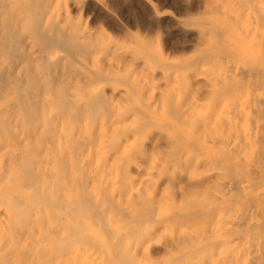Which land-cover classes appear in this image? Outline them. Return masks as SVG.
Returning <instances> with one entry per match:
<instances>
[{"label":"rangeland","instance_id":"obj_1","mask_svg":"<svg viewBox=\"0 0 264 264\" xmlns=\"http://www.w3.org/2000/svg\"><path fill=\"white\" fill-rule=\"evenodd\" d=\"M38 1L25 0L22 3L30 9L28 13L30 18L29 15L24 17L22 20L24 24L19 27L18 35L16 34V38L12 40H15V44L13 42L11 44L15 50L11 45L7 49L3 40H0V59L9 60V63L10 59L13 60H11L13 63H10L11 71H8L10 74L8 75L5 70L4 75H0L2 80L0 83L5 81L8 89L2 86L5 82L0 88L6 89L9 93L12 91L10 87L15 86V99L21 98L22 101L16 100L18 119L16 116H10L5 120L0 112L4 122H15L13 123L15 128L8 122L12 128L5 135L0 134V139L7 146L0 151V165L6 168L9 157L17 160V156L23 154V150L29 146L31 149L33 145L32 152L36 151V154L31 152L27 155L31 162L32 160L34 162L33 168L38 166L47 169H44L46 178L44 177L45 182L42 184L45 185L47 182L45 188L47 187L48 193L46 194V191L44 193L47 195L46 199L53 198L58 201L56 209L53 210L55 217L54 213H46L49 207L44 208L45 212L41 209L43 214L35 206L32 233L36 236L35 247L51 252V263L48 264H55L54 259L59 255L63 256L59 264H78L74 261L76 259L79 264H186L187 261L182 258L184 251H179L176 247L185 248L190 245V241L186 240L188 243L184 247L180 238L186 236L189 231L191 234L190 225L193 221L187 224L190 218L187 220L188 216L184 217H187L186 219L180 216L187 220L184 224L189 227L187 229L185 225L182 227L179 224L182 228L175 227L179 221L177 216L188 215L191 214L189 210L200 211L202 208L204 212L208 210L209 217L206 219L200 216L203 222H199L201 221L199 219L196 225L193 224L195 227H192V233L195 230L198 232L197 236H200L199 232L207 231L212 233H209L212 237L207 240L209 234L205 236L206 238L203 234L200 236L202 240L197 239L199 249L200 245H204L203 242L210 245H204L201 250H197L198 247L194 248L196 249L194 253H197L195 255H199L198 258L202 255L204 260L208 258L204 264L206 261H208L206 264H210L211 261L218 264L222 262L220 257L225 255L224 263L220 264H227L231 258L232 260L238 258L234 255H238V249L232 244L236 237L234 229L240 227L234 222H245L248 209L244 203L228 201L230 197H224L227 187L223 188L222 184L226 183L228 177L242 179L243 185L247 186L248 183L245 182L247 180L244 178H248L250 165L253 164L254 167L257 165L259 151L263 150L259 145L261 142L256 141V127L260 120L258 112L253 109L256 110L260 106L259 102L264 97V86L260 84L258 86L259 81L252 76L251 70L255 66L260 67L264 58H262L264 0H52L53 2L49 0V3L48 0H45L46 3L44 0ZM38 15L42 17L41 20ZM61 37L64 39L56 41ZM3 48L7 53L5 55ZM9 53L13 54L12 57ZM239 66L246 72L238 68ZM1 67L4 68L3 65ZM245 84H248L247 88ZM7 92L0 99V109L6 105L11 113L8 102L11 97L9 98ZM23 97L34 102L26 100L25 103ZM32 103L35 104L31 106ZM258 103L259 106L255 107L254 104ZM180 106L188 112L187 116L183 118L181 116V119L178 116L182 115L183 110L181 113L177 110ZM31 116H35L33 117L35 120ZM28 119H31L28 123H32L33 120L34 125L25 122ZM41 129L44 131L47 129L52 134L47 130L44 133ZM35 130L40 141H36L37 138L32 133ZM65 131L69 132V135L64 133ZM53 133L59 134L55 136ZM47 134L52 135L53 139ZM82 137L83 142L77 140ZM211 137H220L225 141L223 140L224 143L217 141L216 146H213ZM18 138L21 141H18ZM42 138L47 141H43ZM5 139H8V143ZM30 139L31 142L33 140L32 143ZM54 139L57 144L55 142L56 145L51 146ZM69 139L74 141L71 143ZM192 140L194 142L198 140L199 144L198 141L194 143ZM77 141L81 145L77 144ZM85 141L89 146L91 144L93 146L88 148ZM40 142L43 144L41 149L43 152H40L42 148ZM58 142L62 145H58ZM9 143L14 144L15 148ZM55 146L63 147L55 150L51 148ZM19 147H23L22 150ZM82 153L88 156L85 154L83 157ZM70 154L74 155V159ZM115 154L121 156L120 159H117ZM33 155L36 157V164ZM37 155L41 156L37 158ZM42 156L53 157L48 168V164H45L49 157L42 159ZM62 156L68 157L62 159ZM59 157L61 159H58ZM62 160L68 165L64 166ZM135 164L140 168L135 167ZM49 168L53 172H50L51 175H48ZM56 174L61 181L54 182L57 179ZM250 185L252 186L251 182ZM252 188L253 186L245 187L244 191L248 192ZM49 195L53 197L50 199ZM57 195L61 197L58 198ZM81 196L91 197L84 198L86 201L83 203L87 202L89 209L93 206V212L87 211L88 208L83 203L84 206L80 204ZM71 205L72 210L69 209ZM5 207L6 202L0 198V216L5 212ZM61 207L65 211L62 212ZM73 208L77 219L73 215L75 214ZM135 215L140 217H133ZM40 216L39 221L44 220L42 222L45 225L38 222L37 218ZM54 218L57 221L52 220ZM181 218L182 223H179L183 224ZM67 219L69 221H66ZM1 223L0 226H4ZM219 225L224 229L223 232L217 229L221 228ZM41 226H45L46 229ZM48 228L56 229L54 232L60 233L51 234L53 231L48 232ZM214 229L217 230L215 234ZM44 230H47L48 234L46 231L42 233ZM67 230L70 231L67 233ZM107 230H110V233H107ZM65 232L69 235H65L68 236L66 241L62 236ZM54 235H57L56 239ZM59 236L61 240L57 239ZM228 236L230 238L232 236L230 241ZM224 240L232 244H229L230 246L222 244ZM179 241L182 244H179ZM221 244L226 248L220 249ZM73 245L75 247L72 248ZM88 248L92 249L90 250L92 253ZM209 249L214 252L207 253Z\"/></svg>","mask_w":264,"mask_h":264},{"label":"bare ground","instance_id":"obj_2","mask_svg":"<svg viewBox=\"0 0 264 264\" xmlns=\"http://www.w3.org/2000/svg\"><path fill=\"white\" fill-rule=\"evenodd\" d=\"M38 1V0H37ZM42 1V0H41ZM40 1V3H42ZM23 2H25V0H0V40H3V44L7 47V49L9 48V46L11 45V44H13L14 43V41H12L13 40V38L15 39L16 38V36L18 35L17 33H18V29H19V27L21 26V25H23L22 24V20H24V17H28V13H30L29 12V8H28V6L26 7V5L25 6H23ZM39 2V1H38ZM44 2L46 3V1L44 0ZM50 1L48 0V3H49ZM51 2H53L52 0H51ZM27 3H28V1H27ZM39 3V4H40ZM236 3H238V2H236ZM30 4V3H29ZM34 4V3H33ZM25 7V8H24ZM29 7H30V5H29ZM264 10V9H263ZM36 14H37V12H36ZM35 14V15H36ZM39 16V15H38ZM229 16V15H228ZM28 18H30V15H29V17ZM35 18V17H34ZM39 20H41V18L42 17H40L39 16ZM232 19V18H231ZM38 21V20H37ZM25 22V21H24ZM41 22V21H40ZM263 22H264V20H263ZM246 23V22H245ZM40 24V23H39ZM47 24V23H46ZM48 25V24H47ZM41 26V25H40ZM54 27H55V24L53 25ZM257 26V25H256ZM42 27V26H41ZM56 27H58V26H56ZM45 29H46V27H44ZM49 28H51V27H49ZM44 29V30H45ZM43 30V31H44ZM54 30H55V28H54ZM60 30V29H59ZM62 30V29H61ZM22 32V31H21ZM46 32V31H45ZM47 32H48V30H47ZM65 33V32H64ZM17 34V35H16ZM45 34H47V33H45ZM44 34V35H45ZM57 34V33H56ZM56 34H54L55 35V37L54 38H56ZM59 34H61L62 35V33H60V31H59ZM69 34V33H68ZM234 35V34H233ZM63 37H64V35H62ZM231 36V35H230ZM46 37V36H45ZM66 38V37H65ZM61 39H62V37L59 39V40H56V41H58V42H60L61 41ZM64 39V38H63ZM62 39V40H63ZM55 40V39H54ZM239 40V39H238ZM65 41V40H64ZM80 41V40H79ZM262 41V40H261ZM2 42V41H1ZM13 42V43H12ZM76 42V41H75ZM251 42V41H250ZM46 43V42H45ZM62 43V42H61ZM74 43V42H73ZM72 43V44H73ZM77 43H78V41H77ZM251 43H253V42H251ZM250 43V44H251ZM256 43V42H255ZM2 44V43H1ZM15 44V43H14ZM51 44V43H50ZM49 44V45H50ZM67 44V43H66ZM75 44V46H76V43H74ZM244 44V43H243ZM241 45V44H240ZM258 45H260V44H258ZM263 45V44H262ZM261 45V46H262ZM51 46V45H50ZM57 46V45H56ZM74 46V45H73ZM256 46V45H255ZM64 47V46H63ZM251 47V46H250ZM249 47V48H250ZM11 48H13V46L11 45ZM11 48H10V50H11ZM4 49V52H3V54L5 55V54H7L6 52H5V48H3ZM14 50H15V48H13ZM66 49V48H65ZM9 50V51H10ZM263 50V49H262ZM261 50V51H262ZM14 53V51H11V53ZM263 52V51H262ZM49 53V52H48ZM242 54V53H241ZM245 54V53H244ZM243 54V55H244ZM9 55H10V57H12L11 55H13V54H10L9 53ZM46 55H47V53H46ZM238 55V54H237ZM242 55V56H243ZM6 56H8V55H6ZM235 56V55H234ZM5 56H3V58H4ZM9 57V58H10ZM239 57V56H238ZM258 57V56H257ZM260 57V56H259ZM258 57V58H259ZM264 57V53H263V56H262V58ZM7 58V57H6ZM17 58V57H16ZM247 58V57H246ZM5 59V58H4ZM242 59H243V57H242ZM11 60L12 59H10V63L12 64L13 62H11ZM233 60V59H232ZM264 60V58L262 59V62H264L263 61ZM13 61V60H12ZM241 61H243V60H241ZM260 63L261 64V66L260 67H258V66H255V65H253V67L254 68H252L251 66V68H252V70H251V72L254 74H252V76H254V78L256 79V81H259V83H258V86H259V84L261 85V86H264V64L263 63ZM10 63H9V60H1L0 59V75L1 76H3L4 75V71L5 70H7V73H8V75L10 74V72H8V71H11V67H10ZM242 63V62H241ZM3 65V67L4 68H2L1 66ZM236 66H238V65H236ZM235 66V67H236ZM241 66V65H240ZM238 67V68H240V69H242L241 67ZM238 68H237V71H238ZM244 68V67H243ZM3 69V70H2ZM243 70V69H242ZM242 70L240 71V72H242ZM243 71H245V69L243 70ZM249 71V70H248ZM246 72V71H245ZM7 73H6V75H7ZM237 73V72H236ZM243 73V72H242ZM248 73V72H247ZM241 74V73H240ZM250 74V73H249ZM237 75V77H238V74H236ZM246 75V74H245ZM248 75V74H247ZM12 76V75H11ZM10 76V77H11ZM240 76V75H239ZM104 77V76H103ZM242 77V76H241ZM247 77V76H246ZM250 77H251V75L249 76V79H250ZM105 78V77H104ZM103 78V79H104ZM102 79V80H103ZM111 79V78H110ZM248 79V78H247ZM249 79L246 81L247 83H248V81H249ZM0 81H2L1 79H0ZM34 81V80H33ZM5 81H3L2 83H4ZM30 82V81H29ZM85 82V81H84ZM83 82V83H84ZM245 82V83H246ZM255 82V81H254ZM2 83H0V85L2 84ZM32 83V82H31ZM35 83H36V81H35ZM5 84H6V82H5ZM5 84H3L2 86H8L7 84L5 85ZM243 84V83H242ZM246 85V87L245 88H247L248 86V84H245ZM244 85V86H245ZM254 85V84H253ZM252 85V86H253ZM256 86H257V84H255ZM2 86H0V87H2ZM30 86V85H29ZM256 86H254V87H256ZM15 87V86H14ZM14 87H10V89L12 88V91H10L9 93L6 91V89H4V88H0V99L2 98V95L4 94V93H8V96H9V100H8V102H10V104H9V106H10V109H11V113H10V110L8 109V107L5 105V107L4 108H2V109H0L1 111L0 112H2V114L4 115V117H5V120L7 119L8 120V118L10 117V116H16V118H17V114H18V109H17V101H21L20 99L19 100H17V99H15V91H14ZM35 87V86H34ZM38 87V86H37ZM252 88V87H251ZM263 88V87H262ZM7 89H8V87H7ZM33 89V88H32ZM117 89V88H116ZM255 89V88H254ZM257 89V88H256ZM260 89V88H259ZM65 90V89H64ZM115 89H113V91H114ZM6 91V92H5ZM112 91V92H113ZM116 91V90H115ZM120 91V90H119ZM256 91V90H255ZM15 92V93H14ZM29 92V91H28ZM30 93V92H29ZM17 95V94H16ZM103 95V94H102ZM30 96V95H29ZM28 96V97H29ZM19 97V96H18ZM33 98H35V97H33ZM23 99H24V97H23ZM104 99H105V97H104ZM17 100V101H16ZM26 100H29V98L28 99H26ZM26 100L24 99L23 100V102H25L26 103ZM62 100V99H61ZM260 100V99H259ZM259 100H258V102H259ZM60 101V100H59ZM65 101V100H64ZM63 101V102H64ZM95 101V100H94ZM7 102V103H8ZM17 102V103H16ZM22 102V101H21ZM28 102H34V100H32V101H28ZM28 102H27V104H28ZM37 102V101H36ZM61 102V101H60ZM92 102V101H91ZM3 103V102H2ZM25 103H24V105H25ZM38 103V102H37ZM259 103H260V106H259ZM258 103V105H256V104H254L255 105V107L256 106H259L258 107V109H253L254 111H256V112H258V114H259V120H260V124L256 127L257 128V130H256V134H255V136H256V138H257V140L256 141H258V143L259 142H261V144L259 143V145H261L260 147H262L261 149H263L262 151H259V155H258V158H257V165L254 167L253 166V164H251L250 165V167H251V169H250V171L247 173V177L248 178H244L245 180H247V181H245V182H247L248 183V185L247 186H244L243 184H244V181L242 180V179H233V178H228V177H226L227 178V181H226V183H223L222 185H223V188L224 187H227V188H225V192H224V197H230L229 199H228V201H233L234 203H237V204H240V203H244L246 206H247V209H248V212L246 213V221L245 222H243V223H239V221H237V222H234V223H236V225H238L240 228H235L234 229V234H236L235 236V239H234V237H233V241H235V242H233V244L230 242H227V240H224L223 241V243L222 244H226L227 246L229 245V244H232L233 246H235L236 247V249H238V251H237V253H238V255L237 254H234V255H236V257L238 256V258H236V259H234L233 258V260H232V258L231 257H233V255L229 258V257H227V258H229L230 260H228L229 262H227V264H239V261H241L240 262V264H264V97L260 100V102ZM5 104V103H4ZM21 105H23L22 103H20ZM19 104V105H20ZM33 104H35V103H32V104H30L31 106H33ZM63 104V103H62ZM90 104V103H89ZM20 105V106H21ZM23 105V106H24ZM64 105V104H63ZM67 105H68V103H67ZM26 107V106H25ZM27 107H29V104L27 105ZM26 107V108H27ZM35 107V106H34ZM34 107H32V111H34ZM254 107V108H255ZM21 109H23L24 110V112H25V109L22 107ZM35 109H36V107H35ZM79 109V108H78ZM174 109V108H173ZM184 108L182 107L181 108V106L179 107V108H177V110H178V112H182L181 110H183ZM61 110H63V109H61ZM176 110V109H175ZM177 110H176V112H177ZM29 111V110H28ZM27 111V112H28ZM40 111V110H39ZM185 111V112H184ZM30 112V114H31V111H29ZM28 112V113H29ZM36 112V111H35ZM78 112V111H77ZM175 112V111H174ZM175 112V114H177ZM39 113V112H38ZM183 113H184V115H183ZM183 113H181L182 115H180V116H178V117H180V119H181V116H182V118L183 117H185V116H187V113L188 112H186V110H183ZM25 114V113H24ZM30 114H28V115H30ZM93 114V113H92ZM28 115H26V116H28ZM49 115V114H48ZM178 115V114H177ZM74 116V115H73ZM173 116H174V114H173ZM257 116V115H256ZM8 117V118H7ZM32 117V116H31ZM33 117H35V116H33ZM32 117V118H33ZM76 117H77V115H76ZM177 117V116H176ZM176 117H174L175 119H176ZM238 117V116H237ZM258 117V116H257ZM29 118H30V116H29ZM31 118V119H32ZM74 117H72V119H73ZM173 118V119H174ZM187 118V117H186ZM18 119V118H17ZM21 119V118H20ZM31 119H28V120H24L25 122H30L31 121ZM48 119V118H47ZM75 119V118H74ZM174 119V120H175ZM239 119V118H238ZM33 120H35L34 118H33ZM32 120V123H28V124H33L34 125V121ZM11 121V120H10ZM60 121V120H59ZM74 121V120H73ZM78 121V120H77ZM92 121V120H91ZM7 122V121H6ZM6 122H4V120L0 117V134L1 133H3L4 135L6 134V132H9L10 131V129L12 128L11 126H13V123H15V122H9L10 124H12L10 127H9V124H8V122H7V124H6ZM22 122H23V119H22ZM154 122H155V120H154ZM177 122V121H176ZM17 123V122H16ZM20 123V120H19V122H18V124ZM258 124V123H257ZM256 124V125H257ZM32 125V126H33ZM21 126V123L19 124V126L18 127H20ZM26 125H24V129L26 128L25 127ZM29 126V125H28ZM190 126V125H189ZM13 128H15L14 126H13ZM16 128H17V126H16ZM33 128H34V126H33ZM33 128H32V130H33ZM27 129V128H26ZM25 129V130H26ZM50 131H51V128H48ZM169 129V128H168ZM21 130V129H20ZM30 130V129H29ZM28 130V131H29ZM41 130H43L44 131V129H41ZM47 129H45V131H46ZM49 130H47L48 131V133H51V132H53V131H51V132H49ZM31 131V130H30ZM29 131V132H30ZM38 131H40L39 129H38ZM45 131H44V133H45ZM17 132V131H16ZM27 132V131H26ZM33 134H35L36 133V130H35V132H32ZM61 133V132H60ZM62 133H63V131H62ZM64 133H66V131L64 132ZM2 134V135H3ZM18 133H16V135H17ZM23 133L21 132V135H22ZM24 134H25V131H24ZM23 134V135H24ZM29 133L27 132V135H28ZM31 134V133H30ZM32 134V135H33ZM37 134V133H36ZM36 134H35V136H36ZM52 134V133H51ZM58 134L59 133H57V135L55 134V133H53V135H55V136H58ZM66 134H68L69 135V132H67ZM66 134H64V135H66ZM73 134V132L71 133V135ZM3 135V136H4ZM16 135H15V137H16ZM21 135H20V137H21ZM23 135H22V139H23ZM26 135V134H25ZM41 135H43V133H42V131H41ZM40 135V136H41ZM47 135H49V137L51 136V138H52V135H50V134H47ZM67 135V136H68ZM188 135V134H187ZM190 135V134H189ZM7 136V135H6ZM60 136V135H59ZM80 136H82V135H80ZM86 136V135H85ZM191 136V135H190ZM220 136H221V134H220ZM223 136V135H222ZM1 137V136H0ZM19 137V136H18ZM25 138H26V136H24ZM27 137H29V136H27ZM43 138H44V136H42ZM64 137V136H63ZM84 137V136H83ZM83 137L82 138H78L77 140H79L80 142L82 141L83 142ZM94 137V136H93ZM228 137H229V135H228ZM8 138V137H7ZM34 137H31V139H33ZM36 138L38 139V136H36ZM42 138V139H43ZM46 138V137H45ZM66 139H67V137H65ZM75 138V137H74ZM103 138V137H102ZM112 138V137H111ZM188 138V137H187ZM19 139V138H18ZM17 139V140H18ZM29 139V138H28ZM31 139L29 140L30 141V143H32L33 142V140H32V142H31ZM36 139V141H40L39 139L37 140ZM41 139V140H42ZM53 139V138H52ZM66 139H65V142H66ZM82 139V140H81ZM84 139H86L85 137H84ZM6 140V143H8V139H5ZM88 140V139H87ZM86 140V141H87ZM93 140V139H92ZM95 140V139H94ZM225 141V139H221L220 137L219 138H214V137H211L210 138V141L212 142L211 144L213 145V146H216V143H217V141L218 142H220V141H222L223 143H224V141ZM227 140H228V138H227ZM10 141H11V139H10ZM15 141V140H14ZM13 141V139H12V142L13 143H15ZM18 141H21L20 139L18 140ZM17 141V142H18ZM23 141H25L24 139H23ZM43 141H47L46 139H43ZM52 141V140H51ZM50 141V142H51ZM58 141H60V140H58ZM69 141H71L70 139H69ZM74 141V140H73ZM73 141H71V143L73 142ZM86 141H85V144H86ZM193 141V140H192ZM191 141V142H192ZM196 142L198 141V140H195ZM209 141V140H208ZM207 141V142H208ZM209 141V142H210ZM11 142V143H12ZM42 142V141H41ZM41 142L39 143V144H41ZM49 142V141H48ZM54 142V143H53ZM55 142H56V139H54V141H52V143H51V146H53L54 144H55ZM68 142V141H67ZM95 142V141H94ZM94 142H92V143H94ZM194 142V141H193ZM196 142H194V143H196ZM230 142V141H229ZM229 142H228V145H229ZM4 142L2 141V139H0V151L2 152L3 150H4V148L5 147H7V146H5L4 144H3ZM5 143V144H6ZM11 143H9V144H11ZM22 143V142H21ZM25 143H26V141H25ZM24 143V144H25ZM36 143V142H35ZM35 143H33L34 145H35ZM43 143V142H42ZM61 142H58V145H62V144H60ZM70 143V142H69ZM79 142L77 141V144H78ZM91 143V142H90ZM184 143V142H183ZM231 143V142H230ZM237 143V142H236ZM236 143H234L235 144V146H236ZM240 142H238V144H239ZM18 144V146L20 145L19 143H17ZM17 144L15 145V146H17ZM37 144V143H36ZM56 144H57V142H56ZM55 144V145H56ZM80 145H81V143H79ZM83 144V143H82ZM88 144V143H87ZM87 144H86V146H87ZM197 144H199V141L197 142ZM205 144V143H204ZM206 144H208V143H206ZM222 144V143H221ZM14 144H11V146H13ZM43 144H41V146H42ZM84 145V144H83ZM92 146H93V144H91ZM90 145V146H91ZM94 145H96V144H94ZM196 145V144H195ZM240 145H241V143H240ZM22 146H25V145H23L22 144ZM40 146V145H39ZM40 146V147H41ZM48 146V145H47ZM73 146V145H72ZM76 146H78V145H74V147H76ZM89 146V144H88V148H91ZM202 146V145H201ZM219 146V145H218ZM226 146V145H225ZM239 145H237V147H238ZM27 147V146H26ZM25 147V148H26ZM30 147V146H29ZM28 147V148H29ZM32 148H33V145L31 146ZM39 147V148H40ZM61 147H63V146H61ZM61 147H57V146H55V147H51V148H53L54 150H55V148H61ZM73 147V148H74ZM200 147V146H199ZM209 147V146H208ZM9 148V147H8ZM13 148H15L14 146H13ZM17 148V147H16ZM21 150H22V148L21 147H19ZM26 149L25 151L23 150V154L21 153L20 154V156H17L18 158H16L17 160H14L13 158H11V157H9L8 158V162H7V167L6 168H4V167H2L1 165H0V198H1V200L3 201H5L6 202V207H5V212L3 213V215H1L0 216V218H2L1 220H2V223H3V225L4 226H0V264H48V263H51V252H49L47 249L46 250H43V249H40L39 247H35V245H34V243L36 242L35 241V239H34V236H33V233H32V227H33V223H34V221H35V217H33V212H34V210H36L35 209V206H37V208H38V210L39 211H41V209L42 210H44V208H47V209H49L46 213H54V211L53 210H55L56 209V205L58 204V201L57 200H54L52 197L54 196L53 194V196L51 197V195H49L50 196V199L52 198V200H49V199H46V196L47 195H45L44 193H45V191L47 190V187L45 188V185H46V183H45V185L44 184H42V182L44 181L45 182V178H46V176H44L45 175V172H44V169H46V167L45 166H43V167H45L44 169H42L41 167H39L38 168V166H36V165H34V167H35V169L33 168V166H32V162H33V160H32V162H31V160L28 158V156L27 155H29L31 152H32V148L30 149ZM45 148V147H44ZM71 148V147H70ZM72 148V149H73ZM81 148V147H80ZM85 147L83 146V149H84ZM95 148H96V146H95ZM201 148V147H200ZM216 148V147H215ZM35 149H37V146H36V148ZM34 149V150H35ZM41 149H43V146H42V148H40V150ZM77 149V148H76ZM93 149H94V147H93ZM206 149V148H205ZM212 149V148H211ZM12 150V149H11ZM15 150H17V149H15ZM31 150V151H30ZM45 150H47V149H45ZM53 150V151H54ZM63 150H65V149H63ZM88 150V149H87ZM204 150V149H203ZM13 151H14V149H13ZM19 151V150H18ZM38 151V150H37ZM48 151V150H47ZM59 151V150H58ZM57 151V149H56V152L57 153H59ZM67 151V150H66ZM71 151V150H70ZM77 151V150H76ZM83 151H85V149L83 150ZM83 151H81V152H83ZM93 151V150H92ZM96 151H97V148H96ZM102 151V150H101ZM179 151V150H178ZM15 152H17V151H15ZM40 152H43L42 150L40 151ZM65 152V151H64ZM71 152H73V151H71ZM70 152V153H71ZM78 152V151H77ZM87 152V151H86ZM89 152H91L90 150H89ZM88 152V154L90 155V153ZM261 152V153H260ZM17 153H20V152H17ZM34 152H32V154H33ZM44 153H45V151H44ZM76 153V152H75ZM100 153V152H99ZM115 153V152H114ZM16 154V153H15ZM34 154H36V151H35V153ZM41 154V153H40ZM85 154L86 153H84V155H83V153H82V155H83V157L85 156ZM12 155V154H11ZM43 155H45V154H43ZM48 155H50L49 154V151H48ZM56 155V154H55ZM92 155V154H91ZM34 157H35V155H33ZM39 156H41V155H39ZM39 156L37 155V158H39ZM51 156H53V153H52V155ZM65 156H66V154H65ZM70 156H73L72 158L74 159V155H71L70 154ZM86 156H88L87 154H86ZM93 156V155H92ZM115 156H116V158L118 157L117 156V154H115ZM115 156H114V158H115ZM13 157H14V155H13ZM19 157H20V162H19ZM31 157V156H30ZM33 157V158H34ZM47 158L49 157V156H46ZM45 156H42V159H47ZM58 157V156H57ZM68 157V156H67ZM67 157H63L62 156V159L63 158H65V159H67ZM78 157V156H77ZM81 157V156H80ZM82 157V158H83ZM95 157V156H94ZM120 157L121 156H119L117 159H120ZM175 157V156H174ZM32 158V157H31ZM32 158V159H33ZM53 158V157H52ZM52 158H48V160H47V163L45 164V165H47L48 164V166H47V168L50 166L49 164H50V162L49 161H51V159ZM56 158V157H55ZM71 158V157H70ZM122 158H123V156H122ZM121 158V160H126V159H122ZM36 157L34 158V161H35V164L37 163L36 162ZM50 159V160H49ZM57 159V158H56ZM58 159H61L60 157L58 158ZM64 159V160H65ZM79 159H81V158H79ZM96 159V158H95ZM54 160V159H53ZM82 160V159H81ZM80 160V161H81ZM93 160V159H92ZM76 161V160H75ZM80 161H78V162H80ZM83 161V160H82ZM123 161V162H124ZM129 161V160H128ZM175 161V160H174ZM60 162V161H59ZM85 162V161H84ZM117 162H118V160H117ZM181 162V161H180ZM34 163V162H33ZM53 163V162H52ZM61 163H64L63 165L64 166H66V165H68V164H66V161H64L63 162V160L61 161ZM81 164H82V162H80ZM87 163H88V160H87ZM126 163V162H125ZM177 163V162H176ZM254 163V162H253ZM75 164H78V163H75ZM89 164H90V162H89ZM92 164V163H91ZM38 165V164H37ZM79 165V164H78ZM88 165V164H87ZM63 166V168H65ZM74 166V165H73ZM77 166V165H76ZM133 166V165H132ZM135 167H138V168H140L139 166H137L136 164L134 165ZM180 166V165H179ZM53 167V166H52ZM83 167V166H82ZM182 167V166H181ZM180 167V168H181ZM249 167V168H250ZM38 168V170H36ZM128 168H129V166H128ZM127 168V169H128ZM51 168H49L48 170H50ZM66 169V168H65ZM64 169V170H65ZM68 169L69 168H67V171H68ZM75 169L77 170V168L75 167ZM74 169V170H75ZM47 170V169H46ZM58 170V169H57ZM60 170V169H59ZM64 170H62V171H64ZM126 170V169H125ZM140 170V169H139ZM61 171V170H60ZM47 172V171H46ZM49 172V173H48ZM47 173H48V175H51L50 174V172H51V170L50 171H48ZM65 172V171H64ZM69 172V171H68ZM47 173H46V175H47ZM51 173H53V172H51ZM58 173V172H57ZM70 173H71V171H70ZM120 173V172H119ZM61 174H63V173H61ZM72 174V173H71ZM127 174V173H126ZM96 175V174H95ZM53 176V175H52ZM58 174H56V178L57 179H55V181L54 182H56V180H60L61 178H59L58 179ZM73 176V175H72ZM90 176V175H89ZM93 176H94V174H93ZM45 177V178H44ZM59 177H61V175L59 176ZM71 177V176H70ZM69 177V178H70ZM76 177V176H75ZM53 178H55V176H53ZM222 178V177H221ZM78 179V178H77ZM76 179V180H77ZM91 179H93V177L91 178ZM228 179H229V181H228ZM79 180V179H78ZM82 180V179H81ZM85 180V179H84ZM84 180H83V182H84ZM61 181V180H60ZM68 181V180H67ZM53 182V183H54ZM70 182V181H69ZM74 182L75 181H73V184H72V186H74ZM78 182L79 181H77V184H78ZM82 182V183H83ZM250 182L252 183V186H253V188L251 189V190H249L248 192H245L244 191V188L245 187H252L251 185H250ZM55 184V183H54ZM53 184V185H54ZM71 185V184H70ZM224 185H226V186H224ZM55 186V185H54ZM59 186H61V185H59ZM58 186V187H59ZM57 187V186H56ZM80 187V186H79ZM55 188V187H54ZM81 188H82V186H81ZM59 189V188H58ZM75 189V188H74ZM84 189V188H83ZM60 191L59 192H61V189H59ZM56 191H57V188H56ZM71 191H72V189H71ZM85 191V190H84ZM54 192V191H53ZM58 192V191H57ZM48 192L46 191V194H47ZM104 193V192H103ZM51 194V193H50ZM57 194V193H56ZM59 195V194H58ZM57 195V196H58ZM63 195H65V193H63ZM67 195H68V193H67ZM66 195V196H67ZM83 195V194H82ZM56 196V195H55ZM86 196V195H85ZM85 196L83 197V196H81L82 197V201H81V203L80 204H82L83 203V201H86L85 199L86 198H88V197H86L85 198ZM60 197H61V195H60ZM59 196H58V198H60ZM63 197V196H62ZM76 197V196H75ZM41 198V200H39ZM56 198V197H55ZM85 198V199H84ZM91 198V197H90ZM90 198H88V199H90ZM71 199V198H70ZM84 199V200H83ZM73 200V199H72ZM60 201V200H59ZM75 201V200H74ZM63 202H64V199H63V201H61V205L63 204ZM76 202V201H75ZM93 202H95L94 200H93ZM97 202V201H96ZM232 202V203H233ZM86 203L87 202H85V203H83L84 205H86ZM91 203V204H90ZM106 203H107V201L105 202V205H106ZM5 204V203H4ZM65 204V203H64ZM82 204V205H83ZM89 204L92 206V202H90V200H89ZM81 205V206H82ZM83 205V206H84ZM90 205H89V207H90ZM55 206V207H54ZM80 206V207H81ZM82 206V207H83ZM99 206V204H98V202H97V205H96V207H98ZM49 207V208H48ZM64 207V206H63ZM71 208H69V209H71L72 210V205L70 206ZM86 207L88 208V205H86ZM101 207V206H100ZM52 208V209H51ZM59 208H60V206H59ZM66 208H68V207H66ZM78 208V207H77ZM92 208H93V206H92ZM92 208L90 207V209L88 208V210L87 211H90L91 210V212H93L92 211ZM116 208V207H115ZM75 208H73V210H74ZM82 209V208H81ZM118 209V208H117ZM50 210H52V212H50ZM62 210H64V208L62 209V207H61V211ZM67 210V209H66ZM76 210H78V209H76ZM99 210H100V208H99ZM202 210V211H201ZM205 210V209H204ZM207 210V209H206ZM46 211V209L43 211V212H45ZM65 211V210H64ZM67 211H69V210H67ZM75 211V210H74ZM119 211V210H118ZM42 212V211H41ZM42 212V213H43ZM63 212V211H62ZM117 212V211H116ZM189 212L191 213V214H186V215H179V216H177V219L179 220L176 224V226L175 227H177V226H179V225H182V227L185 225L184 224V219H186V218H184L185 216H188V218H187V220L190 218V221L188 220H186L185 222L188 224V222H190V223H192V221H193V224L194 225H196L197 224V221L200 219L199 217L200 216H202V217H209V215H208V210H207V212L205 211H203V208L202 209H200V211H197V209L195 210V211H190L189 210ZM70 214H71V212H69ZM103 213V212H102ZM44 214V213H43ZM79 214V213H78ZM101 214V213H100ZM142 214H144V213H142ZM209 214H210V211H209ZM54 215V217H55V213L53 214ZM56 215H58V214H56ZM65 215V214H64ZM74 216L76 215V211H75V214H73ZM73 215H70V216H73ZM96 215V214H95ZM132 215V214H131ZM204 215V216H203ZM207 215V216H206ZM3 216V217H2ZM44 216V215H43ZM48 216H49V214H48ZM52 215H50V217H51ZM60 216V215H59ZM137 216V217H136ZM148 216V215H147ZM183 216V218H181V217ZM76 218L75 219H77L78 217L77 216H75ZM96 218H98L97 216H95ZM95 217H94V219H95ZM133 217H136V218H138V217H140V216H138V215H135V216H133ZM132 217V218H133ZM179 217V218H178ZM43 218V217H42ZM49 218V217H48ZM57 219L59 218L60 219V217H56ZM66 218V217H65ZM68 218V217H67ZM103 218V217H102ZM135 218V219H136ZM141 218H143V217H141ZM140 218V219H141ZM180 218L183 220V224H180V223H182V222H180ZM206 218V219H207ZM57 219L55 220V218L54 219H52V220H54V221H57ZM69 219V218H68ZM66 220V221H69V220ZM148 219H149V216H148ZM176 219V220H177ZM37 220H38V222H41V224L42 225H45V224H43L44 222H42V221H44V220H42V221H39V220H41V216H40V218L38 219L37 218ZM138 220V219H137ZM181 220V221H182ZM201 220V219H200ZM51 220H49V222H50ZM59 221V220H58ZM76 221V220H75ZM98 221V219H96V221L95 222H97ZM194 221H195V223H194ZM46 222H48V221H46ZM81 222V221H80ZM180 222V223H179ZM199 222H203L202 220L201 221H199ZM209 222V221H208ZM0 223H1V221H0ZM1 223V224H2ZM59 223H61V222H59ZM76 224H77V221L75 222ZM189 223V224H190ZM38 224H40V223H38ZM51 224V223H50ZM53 224V223H52ZM81 224V223H80ZM179 224V225H178ZM193 224H191L190 225V227L192 226H194ZM47 225V224H46ZM71 225V224H70ZM75 225V224H74ZM78 225V224H77ZM56 226H57V224H56ZM60 226V225H59ZM66 226V225H65ZM72 226V225H71ZM220 226V225H219ZM41 227H43V228H45V226H41ZM48 227V226H47ZM62 227H64V226H62ZM68 227V226H67ZM107 227V226H106ZM180 227V226H179ZM178 227V228H179ZM182 227H180V228H182ZM185 227H187V229H188V225L186 226L185 225ZM192 227H191V234H189L190 233V231L187 233V235L189 236H187L186 234H184V235H186V236H183V237H181V238H183V239H185V240H181V238H180V241H182L184 244H183V246L185 247L186 246V244L188 243L186 240H189L190 242H189V246H187V247H185V248H181L180 246L178 247L177 245H175V246H177L176 248L179 250V251H184V253H182V258H183V260H186L187 261V263L188 264H204L203 262H205V260L206 259H208V258H206L205 260H204V257L201 255L200 256V258H198V256L199 255H195V254H197V253H194L195 252V250L196 249H194V248H197L198 247V245H199V242L198 243H196L197 242V239H201V237L203 236V234H204V237L207 235V234H209L210 232H205V231H202V232H199L200 234V236H197V231H195L194 230V228H193V232L194 233H192ZM195 227V226H194ZM221 227V226H220ZM54 228V227H53ZM144 228V227H143ZM46 229V228H45ZM58 229H59V227H58ZM66 229V228H65ZM68 229V228H67ZM69 229H71V228H69ZM107 229H110V228H108L107 227ZM141 229V228H140ZM217 229H219V230H224L222 227L221 228H218L217 227ZM42 230V229H41ZM56 230V229H55ZM55 230H49V228H48V232L50 231H53V232H51V234H53V233H56V232H54ZM82 230V229H81ZM101 230V229H100ZM106 230V228L104 229V231ZM111 230V229H110ZM110 230H107V233H110ZM218 230V232H221V231H219ZM45 231L47 232V230H44V232H42V233H45ZM70 231V230H69ZM68 230L66 231L67 233L69 232ZM109 231V232H108ZM134 231V230H133ZM132 231V232H133ZM211 232H213V229H211L210 230ZM217 230H215L214 229V234L215 233H217L216 232ZM48 232H47V234H48ZM58 233H56V234H59L60 233V231H57ZM65 232V234H63L62 233V236H64V238H63V240H65L69 235L67 234ZM73 232V231H72ZM135 232V231H134ZM139 231L137 230V233H138ZM206 234H205V233ZM223 232V231H222ZM236 232V233H235ZM41 233V232H40ZM130 233V232H129ZM128 233V234H129ZM142 233V232H141ZM226 233H229V232H227L226 231ZM232 233V232H231ZM230 233V234H231ZM68 235V236H65V235ZM70 234V237H71V233H69ZM74 234H76V233H74ZM194 236H193V235ZM196 234V235H195ZM210 234H212V233H210ZM210 234L208 235V237H207V240L209 239L210 240V238L212 237V235L210 236ZM77 235H79V234H77ZM108 235V234H107ZM192 235V236H191ZM47 236V235H46ZM55 236V239H56V236L57 235H54ZM199 237V238H197V237ZM233 236V235H232ZM232 236H231V238L229 239V241L232 239ZM36 237V236H35ZM203 237V238H204ZM80 238V237H79ZM108 238V237H107ZM120 238V237H119ZM187 238V239H186ZM206 238V237H205ZM52 239V238H51ZM57 239H59V240H61L62 238H60V236L57 238ZM62 240V241H63ZM71 240H72V237H71ZM71 240H68V242L69 241H71ZM74 240H76V239H74ZM77 240H79V239H77ZM84 240V239H83ZM150 240V239H149ZM202 240V239H201ZM56 241V240H55ZM66 241V240H65ZM80 241V240H79ZM180 241H179V244H182V242L180 243ZM186 241V242H185ZM56 242H58V240L56 241ZM64 242V241H63ZM72 242V241H71ZM76 242V241H75ZM75 242H74V244H75ZM201 242V241H200ZM205 242H206V240H205ZM209 242H211V241H209ZM213 242V241H212ZM177 244H178V240H177V242H176ZM228 243V244H227ZM236 245H235V244ZM58 244V243H57ZM72 244H73V242H72ZM86 244V243H85ZM203 244L204 245H210V243L208 244V242L205 244L204 242H203ZM222 244L221 245H219V246H221L220 247V249H225L226 248V246H225V248H224V245L222 246ZM63 245V244H62ZM68 245L69 246H71V244L70 243H68ZM75 245H77V242H76V244ZM79 245V244H78ZM203 245V246H204ZM65 246V245H64ZM92 246V245H91ZM121 246V245H120ZM203 246H201L200 245V249H199V247L197 248V250L199 249V250H201L202 248H203ZM230 246V245H229ZM42 247H43V245H42ZM66 247V246H65ZM73 247H75L74 245L72 246V248ZM205 247V246H204ZM235 247H234V249H235ZM61 248L63 249V247L61 246ZM78 248V247H77ZM228 248V247H227ZM69 249H71V248H69ZM68 249V250H69ZM89 249V252H90V250H92V249H90V248H88ZM64 250V249H63ZM74 250H75V248H74ZM73 250V251H74ZM93 250H95V249H93ZM110 250V249H109ZM174 250V249H173ZM210 250V249H209ZM207 251V253L209 252H211V254H212V251L213 250H210V251ZM58 251H61V253L62 252H64V251H62V250H58ZM67 251V250H66ZM70 251V250H69ZM72 252V251H71ZM75 252V251H74ZM79 252V251H78ZM83 252H84V249H83ZM82 252V253H83ZM120 251H118V253H119ZM126 252V251H125ZM197 252H199V251H197ZM214 252V251H213ZM223 252V251H222ZM66 253V252H65ZM64 253V254H65ZM76 253V252H75ZM90 253H92V252H90ZM89 253V254H90ZM176 253V252H175ZM63 254V255H64ZM79 254V253H78ZM84 254H86L85 252H84ZM84 254H82V256L84 255ZM123 254H124V252H123ZM59 255V254H58ZM67 255V254H66ZM204 255H206L207 256V254H204ZM125 256V255H124ZM209 256V258H211V256H210V254L208 255ZM63 256L61 255V257H60V255L59 256H57L56 257V259H54V261H55V264H59V262H60V259L62 258ZM69 257V256H68ZM70 257H72V256H70ZM69 257V258H70ZM90 257V256H89ZM201 257H202V259L204 260H202L201 259ZM224 257H226V255L225 256H223V257H220L221 259H219V261L221 260L223 263H224V261L225 260H223V259H226V258H224ZM93 258V257H92ZM181 258V259H182ZM84 259V258H83ZM180 258H178V260H179ZM241 259V260H240ZM72 260V258L70 259V261ZM74 260V259H73ZM88 260V259H87ZM104 259H102V261H103ZM125 260V259H124ZM177 260V261H178ZM75 261V263H77L78 262V264H79V261L76 259V260H74ZM77 261V262H76ZM89 261V260H88ZM92 261V260H91ZM182 261V260H181ZM227 261V260H226ZM72 262V261H71ZM208 261H206V263H207ZM212 262V261H211ZM210 262V264H217V263H211ZM222 262H219L218 264H220V263H222ZM235 262V263H234ZM82 263V262H81ZM98 263V262H97ZM186 263V262H185ZM186 263V264H187ZM205 263V264H206ZM226 263V262H225ZM95 264V263H94ZM179 264V263H178Z\"/></svg>","mask_w":264,"mask_h":264}]
</instances>
